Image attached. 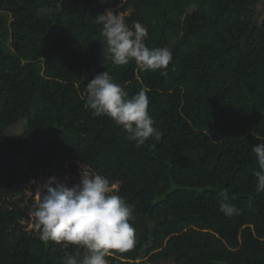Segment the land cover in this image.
<instances>
[{
    "label": "trees",
    "instance_id": "16d2710c",
    "mask_svg": "<svg viewBox=\"0 0 264 264\" xmlns=\"http://www.w3.org/2000/svg\"><path fill=\"white\" fill-rule=\"evenodd\" d=\"M264 0H0V264H63L76 246L42 241L30 213L50 178L102 175L133 207L136 244L109 264H264V192L252 149L264 143ZM111 9L166 75L109 59L95 17ZM107 71L147 88L162 136L137 147L86 86ZM239 215L220 211L223 193ZM82 252V250H81Z\"/></svg>",
    "mask_w": 264,
    "mask_h": 264
},
{
    "label": "clouds",
    "instance_id": "9594fccd",
    "mask_svg": "<svg viewBox=\"0 0 264 264\" xmlns=\"http://www.w3.org/2000/svg\"><path fill=\"white\" fill-rule=\"evenodd\" d=\"M102 25L109 59L117 66L134 60L142 71L166 69L172 60L167 47L149 48L145 40L147 29L139 22L130 29L124 18L111 9L95 17ZM147 88L129 96L121 85L104 71L98 73L86 86L87 105L94 116H108L129 134L136 146L162 133L153 127L149 115ZM259 171L254 172L257 193L264 192V143L253 146ZM40 199L30 213L35 217L42 241H54L76 246L75 254L66 255L63 264H109L108 257L115 252H126L136 244V229L130 221L135 219L133 207L116 194L115 188L102 175H91L83 169L79 183L69 186L64 181L50 178L38 190ZM220 211L228 217L239 215L240 209L223 193ZM82 250V252H81Z\"/></svg>",
    "mask_w": 264,
    "mask_h": 264
},
{
    "label": "rangeland",
    "instance_id": "374dc122",
    "mask_svg": "<svg viewBox=\"0 0 264 264\" xmlns=\"http://www.w3.org/2000/svg\"><path fill=\"white\" fill-rule=\"evenodd\" d=\"M263 18H264V6H263V4H262V5H260V6L258 7V23H260V22L263 20ZM55 178H56L57 180L64 181V182L67 183L69 186L73 185V183H74L75 181H78V179H75V178H73V177H71V176H69V175H67L64 179H62V178H60V177H58V176H55ZM140 264H147V263H146L145 261H141Z\"/></svg>",
    "mask_w": 264,
    "mask_h": 264
}]
</instances>
